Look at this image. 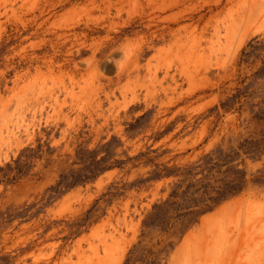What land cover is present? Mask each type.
<instances>
[{
	"label": "rangeland",
	"instance_id": "374dc122",
	"mask_svg": "<svg viewBox=\"0 0 264 264\" xmlns=\"http://www.w3.org/2000/svg\"><path fill=\"white\" fill-rule=\"evenodd\" d=\"M0 264H264V0H0Z\"/></svg>",
	"mask_w": 264,
	"mask_h": 264
},
{
	"label": "trees",
	"instance_id": "16d2710c",
	"mask_svg": "<svg viewBox=\"0 0 264 264\" xmlns=\"http://www.w3.org/2000/svg\"><path fill=\"white\" fill-rule=\"evenodd\" d=\"M27 150L31 151L32 149ZM29 157L30 154L27 153L24 159H22V156L17 158L13 169L19 174L23 173L22 169L27 165V159ZM106 158L105 156L98 160H95L94 157L90 158L88 164H85L83 168L77 171H71V176H61L57 187H69L78 182H83L106 166L104 164ZM115 163L119 164L121 162L115 161ZM8 167L11 169L10 166ZM179 175L180 178L173 183L168 197L161 203L154 205L153 211L149 213L144 221V226L148 228L154 226L169 228L173 223L172 220H185L184 222L189 224V222L193 221L204 211V209H192L190 207H195L201 203L207 204L208 200L219 202L240 190L239 184L226 183L222 189L216 190L215 194L211 195V187L208 184L203 183L200 178L193 179L191 167L184 168ZM172 212L174 215L171 214Z\"/></svg>",
	"mask_w": 264,
	"mask_h": 264
},
{
	"label": "bare ground",
	"instance_id": "6f19581e",
	"mask_svg": "<svg viewBox=\"0 0 264 264\" xmlns=\"http://www.w3.org/2000/svg\"><path fill=\"white\" fill-rule=\"evenodd\" d=\"M224 207H225V206H223V209H224ZM226 207H227V206H226ZM227 208H228V207H227ZM227 208L224 209L225 213L228 211V210H226ZM219 209L221 210L222 208L220 207ZM229 209H230V208H229ZM220 210H219L218 213H221V215H222V212H220ZM226 214H228V212H227ZM209 216H210V218H211V217H214V216H215V213H214L212 216H211V215H209ZM217 216H218V215H217ZM207 218H209V217L207 216ZM216 218H218V217H216ZM204 219H205V218H204ZM208 220H209V222L207 221V223H210V219H208ZM213 221H214V220H213ZM213 221H212V222H213ZM215 222H216V221H215ZM203 223H204V221H203ZM213 223H214V222H213ZM204 225H205V223H204ZM202 226H203V225H202ZM205 226H206V225H205ZM209 226H210V225H209ZM209 226H208V227H209ZM203 228H205V227H203Z\"/></svg>",
	"mask_w": 264,
	"mask_h": 264
}]
</instances>
